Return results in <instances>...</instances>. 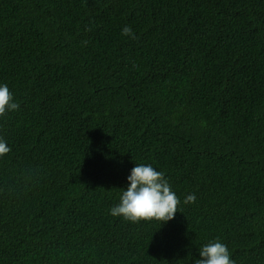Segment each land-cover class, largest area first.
<instances>
[{
  "label": "trees",
  "instance_id": "16d2710c",
  "mask_svg": "<svg viewBox=\"0 0 264 264\" xmlns=\"http://www.w3.org/2000/svg\"><path fill=\"white\" fill-rule=\"evenodd\" d=\"M0 83V264H264V0H0ZM135 163L171 221L109 214Z\"/></svg>",
  "mask_w": 264,
  "mask_h": 264
},
{
  "label": "clouds",
  "instance_id": "9594fccd",
  "mask_svg": "<svg viewBox=\"0 0 264 264\" xmlns=\"http://www.w3.org/2000/svg\"><path fill=\"white\" fill-rule=\"evenodd\" d=\"M124 37L135 38L130 26L121 30ZM20 105L15 101L12 92L5 83H0V116L6 112L17 110ZM10 151L6 142L0 139V156ZM127 185L121 192L119 203L111 207L109 214L113 217H123L126 221L138 223L141 220H156L160 225L171 221L180 204L175 192L163 172L150 164H136L127 176ZM196 201L194 194H189L184 204ZM199 259L195 264H234L231 253L220 240L210 241L198 249Z\"/></svg>",
  "mask_w": 264,
  "mask_h": 264
}]
</instances>
